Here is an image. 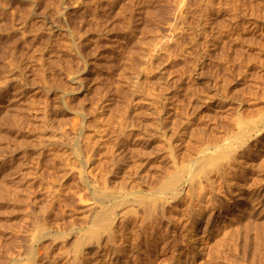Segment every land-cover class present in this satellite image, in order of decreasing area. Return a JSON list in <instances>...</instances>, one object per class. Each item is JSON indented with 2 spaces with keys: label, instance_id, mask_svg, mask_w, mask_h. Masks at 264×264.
Listing matches in <instances>:
<instances>
[{
  "label": "rangeland",
  "instance_id": "obj_1",
  "mask_svg": "<svg viewBox=\"0 0 264 264\" xmlns=\"http://www.w3.org/2000/svg\"><path fill=\"white\" fill-rule=\"evenodd\" d=\"M211 1L213 60L178 0H0V264H264V195L212 252L264 187V130L206 167L210 202L202 173L160 188L264 121V0Z\"/></svg>",
  "mask_w": 264,
  "mask_h": 264
},
{
  "label": "bare ground",
  "instance_id": "obj_2",
  "mask_svg": "<svg viewBox=\"0 0 264 264\" xmlns=\"http://www.w3.org/2000/svg\"><path fill=\"white\" fill-rule=\"evenodd\" d=\"M180 1V9H182V7H186L187 9H188V4L186 5L185 3H186V0H178V2ZM189 1H192V0H189ZM188 1V3H191V2H189ZM201 1H203V0H201ZM218 1V0H217ZM193 2V4H194V6H195V8H192L193 10H187V11H189V13H190V11H193V15L191 16V18H192V21L190 20V22H191V26H190V28H191V33H193L192 35H193V37L191 36V33H190V37H192V40H193V42H194V45H196V51H197V48L199 47V46H204L203 48L204 49H206L205 50V55H207L208 56V60H211L212 58H214V57H212L211 56V52L208 50L209 48H210V45H211V36L210 35H208L209 33H207V28L209 27V25H211V24H214V22L212 23V21H214L212 18H215V17H212V8H211V4H212V1L211 0H206L205 2H206V4H200V3H202V2H199V0H193L192 1ZM215 2V1H214ZM218 4V3H217ZM179 4H177V6H178ZM186 5V6H185ZM215 5V4H214ZM190 7V6H189ZM191 7H193L192 6V3H191ZM214 7V6H213ZM186 8L184 9V12H181L182 10H180V11H178L179 12V19H180V21L182 20L183 22H185L184 21V18H185V16L186 15H189V13L186 11ZM217 8V7H216ZM178 9V8H177ZM177 12V13H178ZM188 14H187V13ZM215 13H216V11H214ZM182 13H184L183 15H182ZM219 13V12H218ZM217 13V14H218ZM186 14V15H185ZM191 14H192V12H191ZM185 15V16H184ZM216 15V14H215ZM182 16H184V18L182 19ZM190 16V15H189ZM188 17V16H187ZM178 18V17H177ZM190 18V17H189ZM221 19V18H220ZM188 21V23H190L189 22V20H187ZM217 21V20H216ZM216 21H215V23H216ZM177 22H178V19H177ZM221 22V21H220ZM181 23V22H180ZM192 23H194V26H192ZM218 23V22H217ZM223 23V22H222ZM179 24V23H178ZM177 24V25H178ZM181 24H183V23H181ZM181 24H179V25H181ZM189 24H187V26H188ZM216 25V24H215ZM173 27H175V26H173ZM179 26H177V28H174L175 30H179V28H178ZM214 27V26H213ZM217 27V30H218V25L216 26ZM187 28V27H186ZM189 28V27H188ZM187 28V29H188ZM209 28H212V27H209ZM222 28H223V26H222ZM180 29L182 30V27H180ZM184 29V28H183ZM186 29V30H187ZM216 29V28H215ZM185 30V31H186ZM189 30V29H188ZM187 30V31H188ZM210 30V29H209ZM208 30V31H209ZM186 31V32H187ZM213 31H216V30H213ZM220 31V30H219ZM189 32H190V30H189ZM210 32V31H209ZM217 32V31H216ZM181 34V33H180ZM186 35V34H185ZM188 35V38H189V40H190V37H189V34H187ZM212 35V34H211ZM222 34H220V36H221ZM180 36V35H179ZM215 36V35H214ZM178 37V36H177ZM183 37H184V35H183ZM217 37H218V35H217ZM219 38V37H218ZM221 39V38H220ZM178 40V39H177ZM188 39H187V41H189ZM191 40V41H192ZM201 42H200V41ZM218 39H216V41H217ZM191 41H189V44L191 43ZM219 41V40H218ZM179 42V41H178ZM181 42H179V44H180ZM210 43V44H209ZM223 43H225V42H223ZM184 44V43H183ZM182 44V45H183ZM186 44V43H185ZM188 44V43H187ZM187 44H186V46H187ZM215 44V43H214ZM218 44V43H217ZM222 44V43H221ZM227 44H228V42H227ZM182 45H181V50H182ZM191 45H192V43H191ZM219 45V44H218ZM183 46H185V45H183ZM227 46V45H226ZM193 47V46H192ZM221 47V46H220ZM229 47V46H228ZM224 48V47H223ZM231 48V47H230ZM191 49V48H190ZM217 49V48H216ZM215 49V50H216ZM220 49V48H219ZM235 49V48H234ZM186 50V49H185ZM233 50V49H232ZM199 51H200V49H199ZM201 51H202V48H201ZM209 51V52H208ZM213 51V50H212ZM227 51H228V49H227ZM236 51V50H235ZM178 52H179V50H178ZM189 52H190V50H189ZM192 52V51H191ZM198 53H200V52H198ZM216 53H219V54H223V51H222V48H221V52H216ZM225 53V52H224ZM196 54V53H195ZM219 54H217V55H219ZM226 54V53H225ZM235 54V53H234ZM237 54V53H236ZM188 55V54H187ZM190 56L191 55H193V54H189ZM201 55V54H200ZM203 55V54H202ZM213 55V54H212ZM195 56H197V55H195ZM194 56V57H195ZM221 56H224V54L223 55H221ZM220 56V57H221ZM227 56V55H226ZM183 57V56H182ZM185 57V56H184ZM198 57V56H197ZM201 57H204V56H201ZM215 57H217V56H215ZM225 57V56H224ZM223 57V58H224ZM231 57V56H230ZM234 57V56H233ZM181 58V57H180ZM196 58V57H195ZM227 58V57H226ZM226 58H224V59H226ZM197 59V58H196ZM195 59V60H196ZM229 59V58H228ZM186 60V59H185ZM213 60V59H212ZM216 60H217V58H216ZM227 60V59H226ZM225 60V61H226ZM200 61V60H199ZM218 61H219V58H218ZM220 61H222L221 59H220ZM197 62V61H196ZM202 62V61H201ZM207 64H208V62H207ZM213 66V65H212ZM208 67H210V66H208ZM195 68V67H194ZM193 68V69H194ZM264 130V121L262 120L261 122H260V128H258L257 130H256V127L255 128H253V129H249V128H247V127H244V128H241L240 130H239V132H238V135H237V137H236V139L238 140L235 144L236 145H234V144H232L231 142L230 143H228V144H226L225 145V147H224V149L222 150V153H220V154H211L210 156H208V158H205V159H201V160H199V162H198V165H197V167H196V169H183V168H178L176 171H175V173H173L172 175H170V176H168L166 179H165V181L163 182V184L161 185V187L160 188H162L161 189V191H169L171 194H172V196H174V197H176L177 196V194H178V189H179V187L181 186V184H183V183H186L187 184V186L189 187L188 188V191H190V190H193L194 189V183H195V181H194V176L197 174L198 175V173H202V176L198 179V181H197V187H199L200 188V195H201V197H202V199L201 200H204L205 198L207 199V201H206V203L207 202H210L211 200H212V196H209V197H206V195L207 194H209V191H207V190H205L204 188L205 187H201L202 186V180H204V182H206L208 185H212L213 184V180L211 179V178H209V173L208 172H211V171H218L219 169H221V168H225V167H230V163H229V161H230V159H229V157L231 158V155H233L234 153H236L235 151H238V149H241L240 147L242 146V144L244 143V145H246L245 143L248 141V139L249 138H251V136H252V132H254L255 134H258V133H261V131H263ZM73 146H75V145H73ZM244 147V146H243ZM78 148V147H77ZM77 148H73L72 150V152H74L77 156H79V153H80V151H79V149H77ZM75 155V156H76ZM76 156V157H77ZM225 157L223 160H224V163H221L219 160L222 158V157ZM87 164V163H86ZM86 164H84L83 163V168H84V166L86 165ZM208 166V168H211V170H207L206 169V167ZM206 169V170H205ZM208 171V172H207ZM255 183L257 184V186L256 187H253L252 186V188L250 189H248L247 191H244L243 192V190L242 189H240L239 191V194H238V196H239V198L242 196V198H243V200L240 202V199H238V200H236V202H234L233 203V205H231V204H228L227 206H226V208H224V209H222V211H224L225 213H227V212H229L230 211V213H232V217H228L229 219H230V221H229V225H228V227H226L224 230H222L224 233H222L223 235H221V237L220 238H222V241L221 240H215V241H218L215 245L213 244V249H212V252H218V251H220V248H221V245H222V242L223 241H225V240H227L228 238H231V237H233L234 235H238L239 233H241L242 231H248V223L247 222H252V220L250 221V218H249V221H248V219L246 218V216H247V214H248V216H249V213H250V216H251V212L253 211L254 212V210H256L257 208H259L260 206L258 205V202L260 201V199H262V196L264 195V187H261L258 183H257V181H255ZM203 191V192H202ZM241 192H243V193H241ZM207 193V194H206ZM206 194V195H205ZM243 196H245V197H243ZM107 198H109V194H107V193H105V192H101V193H99V195H97L96 196V201H97V203L100 205V207L102 206V205H104V204H107V202H106V199ZM263 204V203H262ZM108 205V204H107ZM107 205L104 207V206H102L101 207V210H100V212H98V214H96V217H95V219H96V221H97V225H98V231L100 230V229H103V228H106V227H108L109 225H110V219H111V215H112V213H111V211H112V209L111 208H109V207H107ZM219 208H221V207H219ZM236 209V210H235ZM264 211V210H263ZM262 212V211H261ZM260 212V213H261ZM198 216H199V214H198ZM247 216V217H248ZM253 216V215H252ZM242 218H243V220H242ZM247 221V222H246ZM196 222H197V219L195 220V225H196ZM244 222V223H243ZM227 223V222H226ZM228 224V223H227ZM227 224L225 225V226H227ZM252 225H253V223H251ZM251 224H249L250 226L249 227H251ZM262 224V223H261ZM264 224V223H263ZM262 224V225H263ZM264 227V226H263ZM221 231V232H222ZM227 236H228V238H227ZM227 238V239H226ZM216 246H218L217 248H216ZM238 258H240L239 256H238ZM229 259V258H228ZM236 259V258H235ZM241 260V259H240ZM231 261V260H230ZM235 260H233V262H234ZM237 261V260H236ZM229 261L227 260V262L226 263H228ZM232 264H237V263H232Z\"/></svg>",
  "mask_w": 264,
  "mask_h": 264
}]
</instances>
